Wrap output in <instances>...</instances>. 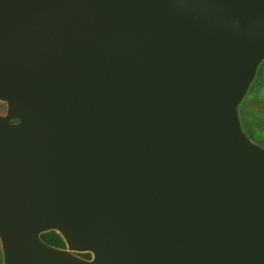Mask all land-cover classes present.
<instances>
[{"label": "water", "instance_id": "95a60500", "mask_svg": "<svg viewBox=\"0 0 264 264\" xmlns=\"http://www.w3.org/2000/svg\"><path fill=\"white\" fill-rule=\"evenodd\" d=\"M263 62L264 0H0V264H264Z\"/></svg>", "mask_w": 264, "mask_h": 264}, {"label": "rangeland", "instance_id": "374dc122", "mask_svg": "<svg viewBox=\"0 0 264 264\" xmlns=\"http://www.w3.org/2000/svg\"><path fill=\"white\" fill-rule=\"evenodd\" d=\"M241 122L249 138L264 147V62L257 80L241 106Z\"/></svg>", "mask_w": 264, "mask_h": 264}, {"label": "trees", "instance_id": "16d2710c", "mask_svg": "<svg viewBox=\"0 0 264 264\" xmlns=\"http://www.w3.org/2000/svg\"><path fill=\"white\" fill-rule=\"evenodd\" d=\"M42 240L47 244H50L55 247H63V243L58 235L55 233H50L46 235H42Z\"/></svg>", "mask_w": 264, "mask_h": 264}, {"label": "built area", "instance_id": "2783aa9c", "mask_svg": "<svg viewBox=\"0 0 264 264\" xmlns=\"http://www.w3.org/2000/svg\"><path fill=\"white\" fill-rule=\"evenodd\" d=\"M0 110H2V112H3V107H0Z\"/></svg>", "mask_w": 264, "mask_h": 264}, {"label": "flooded vegetation", "instance_id": "af4514ba", "mask_svg": "<svg viewBox=\"0 0 264 264\" xmlns=\"http://www.w3.org/2000/svg\"><path fill=\"white\" fill-rule=\"evenodd\" d=\"M244 127V126H243ZM245 129V128H244Z\"/></svg>", "mask_w": 264, "mask_h": 264}]
</instances>
